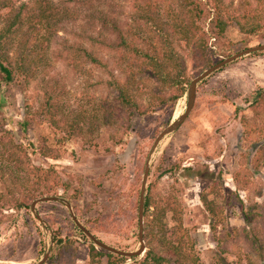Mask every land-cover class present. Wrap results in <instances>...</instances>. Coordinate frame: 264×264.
Listing matches in <instances>:
<instances>
[{
  "label": "rangeland",
  "instance_id": "374dc122",
  "mask_svg": "<svg viewBox=\"0 0 264 264\" xmlns=\"http://www.w3.org/2000/svg\"><path fill=\"white\" fill-rule=\"evenodd\" d=\"M39 1L61 15L54 25L36 17ZM240 1L224 3L238 10ZM214 3L201 0L197 20L211 66L264 43V28L247 33L234 21L218 34ZM144 5L146 12L145 0H0V58L18 67L25 42L33 60L11 81L0 68V264H37L47 253L44 264H108L109 254L121 255L96 244L74 217L117 250L144 246L140 255H122L121 264H142L150 249L170 264H188L171 254L182 236L193 245L195 264H264V51L202 79L189 116L157 143L186 111L193 78L211 66L175 39L191 77L185 95L159 102L143 94L144 114L123 107L113 82H123L130 67L148 82L145 90L157 84L133 56L126 59L122 43L124 37L139 48L163 43L154 21L139 11ZM173 8L183 9L180 0H154L153 18L167 21ZM82 112V132L69 135L63 126ZM16 152L18 160H10ZM167 232L175 236L162 242ZM92 245L98 254L91 255Z\"/></svg>",
  "mask_w": 264,
  "mask_h": 264
},
{
  "label": "trees",
  "instance_id": "16d2710c",
  "mask_svg": "<svg viewBox=\"0 0 264 264\" xmlns=\"http://www.w3.org/2000/svg\"><path fill=\"white\" fill-rule=\"evenodd\" d=\"M145 1L147 3L146 12H144L145 5L142 8L139 7V11L141 10L142 13H145L143 16L145 20L154 21L158 27L163 43L158 45L150 42L149 45H153L151 48H139L137 44L129 41L125 37L122 43L127 50L126 59L130 60L133 56V59L137 60V63L139 62L136 66L138 65L144 70V74H148V77L156 81L157 84L155 87L152 86L149 91L145 90L144 88L148 86V82L144 77L139 76L140 79H138V71H136V68L132 67H130V72L123 82L118 80H114L113 82L115 88L119 91V101L122 103L123 107L127 108L133 115L136 113L144 114L146 112L139 100L140 96L143 94L151 93L156 100H160L159 102H175L187 92L191 77L188 76L185 70L183 55L174 47L175 39L178 41L181 39L186 42L187 46L193 49L195 48L196 55L200 57L205 67H209L214 63L211 60L210 54L207 53L206 33L202 30V27L197 24V20L201 19L204 15V8L201 4V0H180V5L183 9L179 12L175 8L169 9L172 16L169 14V20L164 22L155 17L153 18L154 0ZM42 2L43 1L37 2V6H35L37 7L36 17L38 16L40 19H46V22L52 20L54 25V22L57 21V18H60L61 15L59 13L56 14V11L54 12L48 9L45 5L46 2ZM4 5H9V2L4 1ZM240 6L241 9L237 10V8H229L230 5H226L224 0H215V12L211 22L218 34H223L227 30L230 21H234L243 32H261L264 28V5L258 3L254 5L250 3L249 0H241ZM16 17H22V14L18 13ZM169 30H171V32H169ZM24 45L25 42L20 50L18 49L20 54L17 59L18 67L21 66L23 69L33 61L31 58V50L26 52ZM0 49H2L1 40ZM93 60L96 61L97 58H93ZM11 65L12 63L9 58H5V63L0 58V68L5 74V79L10 81L13 79L15 70L18 68L16 66L12 68ZM169 90H171L170 94ZM257 105H259V102H257L254 107ZM105 109L107 108L105 107ZM82 113L84 116H73L72 120L67 121L68 123H66V126H63V128L68 131L69 135H78L82 132V122L85 121L84 119L86 116L85 112ZM105 114V117H107V115L113 116V114L109 112ZM54 125L59 126V124ZM14 147L16 151H18L17 147L19 146L14 145L12 148ZM17 153L18 152L14 153V155L11 153L10 160H18ZM11 155L13 156L11 157ZM19 206H25L24 202L20 203ZM144 206L147 210L149 207L148 200L145 201ZM172 234L173 233L170 232L165 233L163 235L164 239H161V241L164 242L167 239H172ZM173 235L175 236V234ZM184 237L185 236L178 238L177 246L171 251L172 257L177 260L181 259L183 262L186 261L188 264H195L193 245L190 241H186V239H188L187 237ZM63 241V239L60 240V242ZM93 252L98 254L94 245L91 247V255H93ZM109 255H113L114 258L110 259L108 264H121L125 259L122 255H115L113 253ZM150 260L152 264L153 262L157 264H170L171 258H167L154 249H150L147 257L142 261V264H149Z\"/></svg>",
  "mask_w": 264,
  "mask_h": 264
},
{
  "label": "water",
  "instance_id": "95a60500",
  "mask_svg": "<svg viewBox=\"0 0 264 264\" xmlns=\"http://www.w3.org/2000/svg\"><path fill=\"white\" fill-rule=\"evenodd\" d=\"M255 51H264V43L263 44H258L255 45L253 47L250 48H246L240 52H237L236 54L229 56L227 58H224L222 60H220L218 63L214 64L213 66H211L210 68H208L207 70H205L204 72H202L201 74H199L198 76H196L195 78H193V80L191 81L189 90H188V103H187V108L186 111L181 114L179 116L178 119L174 120L171 122V124L165 128V130L160 134V136L157 139V143L160 141L161 138H163L167 133L172 132L174 130H176L179 126H181V124L186 120V118L189 116L191 110L194 107L195 104V100H196V92H197V84L204 79L205 77H207L208 75H210L212 72H214L215 70L223 67L224 65L228 64L229 62H232L246 54H250L252 52ZM149 176V165L147 164L146 166V172L144 175V180L142 183V190H141V196H140V206H139V217H140V240L142 243H144V228H143V208H144V202H145V190H146V185H147V179ZM56 200L58 199L57 197H43L39 200L41 201H45V200ZM38 202L35 201L33 203V206L36 205V203ZM69 208H71L70 204L68 205ZM74 220L76 221L77 224H79L80 228H82L84 230V232L92 239L94 240V242L98 245H100L103 248H106L107 250H110L112 252H116L118 254L121 255H125V256H136V255H140L143 250H144V246L142 245L141 250L139 251H135V252H125V251H121V250H117L116 248H113L107 244H105L104 242H102L101 240L97 239L89 230H87L85 227H83L77 220L76 217H74ZM48 253L44 256V258L37 264H44L45 261L48 258Z\"/></svg>",
  "mask_w": 264,
  "mask_h": 264
}]
</instances>
